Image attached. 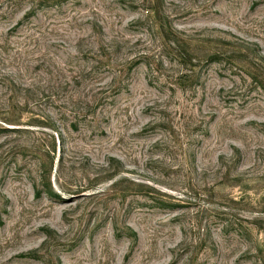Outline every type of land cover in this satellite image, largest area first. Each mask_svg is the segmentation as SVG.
<instances>
[{
	"label": "rangeland",
	"instance_id": "1",
	"mask_svg": "<svg viewBox=\"0 0 264 264\" xmlns=\"http://www.w3.org/2000/svg\"><path fill=\"white\" fill-rule=\"evenodd\" d=\"M0 264H264V0H0Z\"/></svg>",
	"mask_w": 264,
	"mask_h": 264
}]
</instances>
